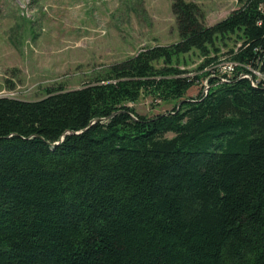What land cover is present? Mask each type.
Here are the masks:
<instances>
[{
    "label": "trees",
    "instance_id": "16d2710c",
    "mask_svg": "<svg viewBox=\"0 0 264 264\" xmlns=\"http://www.w3.org/2000/svg\"><path fill=\"white\" fill-rule=\"evenodd\" d=\"M240 1L207 25L174 0L180 41L78 89L0 97V264H264V84L186 98L200 76L176 66L237 35L233 57L264 72V0ZM145 94L179 104L141 115Z\"/></svg>",
    "mask_w": 264,
    "mask_h": 264
},
{
    "label": "rangeland",
    "instance_id": "374dc122",
    "mask_svg": "<svg viewBox=\"0 0 264 264\" xmlns=\"http://www.w3.org/2000/svg\"><path fill=\"white\" fill-rule=\"evenodd\" d=\"M187 1L201 7L207 25L245 7L240 0ZM173 3L174 0H0V97L38 100L47 95L48 89H78L98 72L143 48L180 41ZM243 41L237 35L218 40L219 51L213 50L208 57L198 50L181 54L176 66L184 71L183 75L200 76L186 98L203 93L202 80L222 60L235 59ZM176 104V100L164 101L147 94L130 103L137 113L148 117L172 111Z\"/></svg>",
    "mask_w": 264,
    "mask_h": 264
},
{
    "label": "built area",
    "instance_id": "2783aa9c",
    "mask_svg": "<svg viewBox=\"0 0 264 264\" xmlns=\"http://www.w3.org/2000/svg\"><path fill=\"white\" fill-rule=\"evenodd\" d=\"M260 8L264 11V2H261ZM235 76L250 80L255 87L264 84V72L261 70L260 60L255 65L237 59L222 60L214 67L211 74L202 80L203 94H207L212 85L230 82ZM212 82L216 83L212 84Z\"/></svg>",
    "mask_w": 264,
    "mask_h": 264
}]
</instances>
